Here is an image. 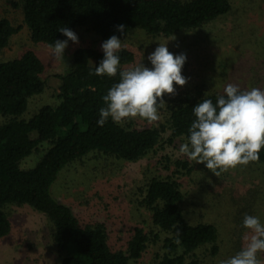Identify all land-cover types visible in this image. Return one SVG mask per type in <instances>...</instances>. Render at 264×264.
Returning a JSON list of instances; mask_svg holds the SVG:
<instances>
[{
	"label": "trees",
	"instance_id": "obj_1",
	"mask_svg": "<svg viewBox=\"0 0 264 264\" xmlns=\"http://www.w3.org/2000/svg\"><path fill=\"white\" fill-rule=\"evenodd\" d=\"M11 3L21 8L31 41L48 46L56 39H66L57 31L60 27L85 29L101 40L113 34L124 38L138 30L152 37H170L200 29L237 10L232 9L230 0ZM259 13L264 19V0ZM117 25H124L125 32L117 31ZM18 28L7 18H0V50ZM72 52L69 71L55 75L59 79L57 89L48 86L43 77L45 65L32 50L0 61V239L11 230L4 208L27 205L45 217L56 257L53 264H130L153 244H158L156 264H211L206 259L220 251L219 228L210 221L189 222L186 218L179 175L192 170L184 159L171 160L163 155V172L145 177L135 188V202L148 217L125 232L121 246L111 243L104 222L80 219L70 206L52 196L50 187L62 170L93 153L136 162L149 154L163 153L176 141L183 143L194 119L192 106L205 97L214 102L222 91L204 92L193 84L167 99L163 96L166 106L163 121L157 126L137 127L132 119L119 126L109 119L100 127L96 120L99 109L105 106L103 96L119 77L89 74L102 58V50L80 46ZM119 55L121 70L134 61L131 50L122 49ZM46 91L54 95V101L27 116L32 97ZM44 144L35 165L20 168V162ZM250 163L264 169V149L259 159Z\"/></svg>",
	"mask_w": 264,
	"mask_h": 264
},
{
	"label": "rangeland",
	"instance_id": "obj_2",
	"mask_svg": "<svg viewBox=\"0 0 264 264\" xmlns=\"http://www.w3.org/2000/svg\"><path fill=\"white\" fill-rule=\"evenodd\" d=\"M12 1L16 0H0V18H7L19 30L0 50V61L32 50L45 65L43 77H46L48 86L57 89L59 79L55 75L69 71L75 48L91 46L101 50L103 40L97 35L85 29H74L78 43L69 41L64 50L65 62L53 60L48 45L31 41L21 8L14 7ZM262 1L230 0L232 9H237L232 14L200 29L178 32L170 37H152L141 30L134 31L121 38L125 45L123 49L134 54V61L125 67L142 57V63L150 67L148 54L158 43L163 44L169 39L166 43L170 52L186 55L181 71L187 80L183 86L174 85L175 92L165 94V99L193 84L204 92H220L227 83L239 84L242 89L264 87V19L259 13ZM53 101L54 95L50 91L33 96L27 105V116ZM163 114L161 109L160 120L151 124L139 118L132 120L137 127L157 126L163 121ZM180 144L176 141L163 153L149 154L136 162L90 154L62 170L50 192L55 199L70 206L80 219L104 222L109 228L111 243L121 246L126 238L125 232L148 217L135 202V188L142 185L145 177L160 170L163 172L160 164V161L166 162L163 155L171 160L184 159L192 170L190 173L184 170L179 175L185 193V215L189 222L210 221L218 226L220 251L217 256L206 260L219 264L220 260L240 249L241 235L246 231L241 226L245 214L257 215L264 221V169L249 163L216 176L203 163L189 161L180 154ZM45 146L23 159L20 168L33 167ZM4 211L11 221V230L0 239V264H53L56 257L45 217L27 205H9ZM157 250L158 244L150 245L137 262L130 264H156L154 253Z\"/></svg>",
	"mask_w": 264,
	"mask_h": 264
},
{
	"label": "clouds",
	"instance_id": "obj_3",
	"mask_svg": "<svg viewBox=\"0 0 264 264\" xmlns=\"http://www.w3.org/2000/svg\"><path fill=\"white\" fill-rule=\"evenodd\" d=\"M116 28L125 32L124 25ZM57 31L66 39L54 40L48 46L49 55L65 62L64 50L69 41L78 43V36L67 27ZM168 40L158 43L148 54L150 67L142 63V57L123 70L119 54L125 45L121 38L113 34L102 41L103 56L89 74L110 78L118 75L119 79L103 96L105 106L99 109L98 126L103 127L109 119L119 126L136 118L150 124L160 120V110L166 106L163 96L173 94L174 85L183 86L187 80L181 71L186 55L170 52ZM191 111L194 119L178 148L189 161L203 163L218 176L259 159L264 149V87L242 89L239 84L227 83L214 102L201 98ZM241 226L246 231L241 235L240 249L219 264H262L264 221L257 215L245 214Z\"/></svg>",
	"mask_w": 264,
	"mask_h": 264
}]
</instances>
